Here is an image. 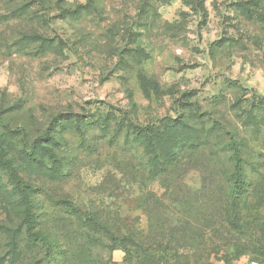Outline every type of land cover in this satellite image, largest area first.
<instances>
[{"label": "rangeland", "instance_id": "rangeland-1", "mask_svg": "<svg viewBox=\"0 0 264 264\" xmlns=\"http://www.w3.org/2000/svg\"><path fill=\"white\" fill-rule=\"evenodd\" d=\"M262 96L264 0H0L5 143L37 228L65 246L52 264L246 263L230 244L264 248ZM132 125L166 126L177 159L164 173H150ZM230 136L245 174L240 231L227 222ZM32 144L41 162L26 158ZM20 203L0 172V264H41ZM92 217L126 248L110 252Z\"/></svg>", "mask_w": 264, "mask_h": 264}, {"label": "trees", "instance_id": "trees-1", "mask_svg": "<svg viewBox=\"0 0 264 264\" xmlns=\"http://www.w3.org/2000/svg\"><path fill=\"white\" fill-rule=\"evenodd\" d=\"M245 8V7H244ZM33 36V35H29ZM30 38V37H29ZM44 41V40H43ZM264 105V96L260 97L257 101ZM175 119H162L161 123L168 126V124H175ZM251 125V124H250ZM156 127L150 128H138L132 125L130 140L134 143L144 142L148 153V166L150 173L154 175L164 173L169 167L170 163L177 159L176 149L164 144L169 137L167 133H164V129ZM8 128L5 126L2 118L0 117V172L4 178L9 182L12 189L19 196L21 201L20 218L23 226V233L26 238H30L36 241L41 250V264H52L57 254L65 247L61 240H56L52 237L51 233L38 229L37 225L40 222L41 214L38 213V205L34 200L33 189L20 175L13 160L9 157L7 151L5 139ZM52 129L47 128L46 135L51 136ZM230 151L233 160L231 185L229 187L228 195V214L227 222L236 226L237 230H244V222L247 219V215H244L239 208L244 190H245V174L243 166V158L240 151L238 142L232 136L229 137ZM170 145V144H169ZM36 146L34 144L31 147L27 146L25 150V156L29 161L41 162L40 158L36 156ZM43 208V207H42ZM46 213V211H42ZM86 224L97 233L105 234L110 242L109 251L113 252L118 248H126L127 237L124 234L116 233L109 228L107 223L101 222L96 218H88ZM216 248V246H215ZM245 250L241 252L236 251L235 245L230 244V252L234 253L235 259L239 258L241 254H249V260L258 261L260 264H264V248L263 246L247 245ZM129 263L131 259L127 257ZM236 262V261H235ZM173 264H182L179 262H172Z\"/></svg>", "mask_w": 264, "mask_h": 264}, {"label": "built area", "instance_id": "built-area-1", "mask_svg": "<svg viewBox=\"0 0 264 264\" xmlns=\"http://www.w3.org/2000/svg\"><path fill=\"white\" fill-rule=\"evenodd\" d=\"M245 264H260V263L255 260H248Z\"/></svg>", "mask_w": 264, "mask_h": 264}, {"label": "crops", "instance_id": "crops-1", "mask_svg": "<svg viewBox=\"0 0 264 264\" xmlns=\"http://www.w3.org/2000/svg\"><path fill=\"white\" fill-rule=\"evenodd\" d=\"M237 262H239V264H244V263H245V262L243 263V262H241V261H236V263H237ZM234 264H235V263H234Z\"/></svg>", "mask_w": 264, "mask_h": 264}]
</instances>
